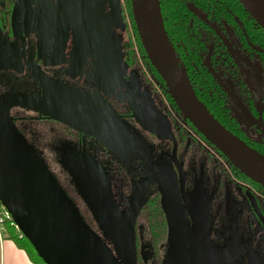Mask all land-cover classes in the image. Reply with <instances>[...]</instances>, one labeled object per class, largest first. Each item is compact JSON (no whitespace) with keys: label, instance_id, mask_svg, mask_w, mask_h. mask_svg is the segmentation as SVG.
<instances>
[{"label":"rangeland","instance_id":"374dc122","mask_svg":"<svg viewBox=\"0 0 264 264\" xmlns=\"http://www.w3.org/2000/svg\"><path fill=\"white\" fill-rule=\"evenodd\" d=\"M40 1L43 7H30L38 14L36 19L33 18L31 33L22 30L18 3L13 8L11 37H4L5 44L0 45V71L9 74L7 83L0 80V102H6L7 113L13 119L15 129L35 150L48 172L72 200L85 224L109 248L113 256L120 261L121 248L114 237L104 233L82 201L68 175L65 163L68 156L75 159L81 168L95 165L99 169L110 204L133 228L132 242L127 243L123 249L127 264H161L165 257L164 247L152 244L146 214L137 213L144 199L155 191V186L162 197L171 194L174 172L167 139L152 132L134 117L123 120L116 118V127L111 129L97 130L87 123L83 124L84 132L94 134L91 138L76 136L61 122L38 117L64 118L69 114V106L75 102L96 99L92 93L98 94V101L107 105L115 114L121 110L117 101L122 100L124 89L129 109L135 116L138 107L135 106L136 102L130 101L127 92L130 88L133 94L136 89V93L146 97L149 94L164 109L174 124V130L175 126L181 129L179 135L183 137L186 146L184 151L181 149L180 156L186 168L197 170L209 157L217 160L223 168L225 166L165 103L157 82L137 53L129 19L124 13L123 0H118L117 21H109L111 30L107 33V42L112 52L106 54V73H98L92 64L94 60L91 62L88 56H79L77 53L76 38L72 34V16L59 6H50L47 2L50 0ZM71 3L68 2L72 8ZM84 26L91 33L95 28L94 23H84ZM224 28L231 40L229 29ZM70 51L74 53L71 55V67L70 54H65ZM240 55L243 58L242 68L236 66L237 71H233L235 76L226 73L222 80L237 93L238 82H242L245 90L251 94L255 110H258L262 99L263 74L254 53L252 57L242 52ZM237 56L240 57L238 53ZM17 80H20L23 89L20 92V88L15 85V95L8 85L18 83ZM228 109L246 135L259 138L258 132L250 128L248 122L241 120L229 104Z\"/></svg>","mask_w":264,"mask_h":264},{"label":"water","instance_id":"95a60500","mask_svg":"<svg viewBox=\"0 0 264 264\" xmlns=\"http://www.w3.org/2000/svg\"><path fill=\"white\" fill-rule=\"evenodd\" d=\"M38 1L17 0L19 13ZM238 2L264 33V0ZM128 3L134 30L146 61L160 78L178 114L230 166L264 190V157L220 125L196 98L169 44L159 1L128 0ZM207 67L241 117L256 124L264 138L260 122L264 101L257 112V118L252 119L235 93L226 88L209 65ZM130 90L127 94L131 101ZM92 94L96 99L75 102L69 106V114L64 118L39 117L61 122L63 126L79 131H84L82 125L85 123L97 130L115 128V114L107 105L98 101V94ZM147 96L148 103H143L140 109V120L152 132L171 142L170 156L182 191L183 175L175 156L176 141L168 121L155 109L149 94ZM65 163L68 175L90 214L105 234L116 239L121 248L120 261L85 224L72 200L48 172L35 150L15 129L7 113L6 102H0V203L7 209L36 256L43 264H127L123 249L127 243L132 242L133 228L110 204L99 169L95 165L81 168L71 156L65 159ZM260 221L264 226L262 217ZM180 240L178 229L170 224L169 256L172 264H181L178 257L181 253Z\"/></svg>","mask_w":264,"mask_h":264},{"label":"flooded vegetation","instance_id":"af4514ba","mask_svg":"<svg viewBox=\"0 0 264 264\" xmlns=\"http://www.w3.org/2000/svg\"><path fill=\"white\" fill-rule=\"evenodd\" d=\"M47 2L49 4L54 3L53 6H59L71 16L75 14L73 8L67 7L68 2H72V7H74V0H50ZM30 6L32 4L28 5L27 8ZM224 27L222 33L216 31L215 34L221 45L229 53L233 64H226L220 60L215 70L211 67L208 60H205L207 70V66L209 65L222 82L223 75L225 76L228 73L231 76H235L233 71H237L236 66H238V69L242 68L243 58L240 52L250 57H252L253 53H248L244 49H240L232 31L227 27L231 33V40H229ZM237 53L241 58L237 56ZM235 80L233 82L234 84ZM226 88L235 93L239 101L249 112L250 117L255 120L257 118V112L264 101L263 95L258 110H255L253 100L250 98L251 94L245 90L242 82H238L239 93L234 88H228L227 86ZM125 93L126 89L123 90L124 95L122 96V100L120 101L119 99L117 101L120 104L121 110L120 112H115L116 118L123 120L124 118L133 119L136 116L137 120L142 122L140 120V109L143 103H148L146 96L136 93V89L131 95L132 102H136L135 104L137 105L135 106L138 107V112L134 116L129 109V103ZM225 98L227 100V107L228 104L233 107L226 96ZM150 99L155 109L161 112L165 119H168L174 139L176 135L179 137L181 129L175 126L176 128L174 130L168 115L159 109V105L154 102L152 97ZM251 109L256 112L255 115L252 114ZM235 111L237 110L235 109ZM237 113L241 120L247 122L241 117L238 111ZM38 118L49 120L44 117ZM236 122L238 123L237 120ZM142 124L146 126L143 122ZM247 124H249L250 128L258 132L259 138L256 139L246 135L238 123L239 128L245 134L246 138L255 141L264 140L256 124L251 121ZM67 128L76 136L84 135L89 138L94 137L87 132ZM175 141L177 145L175 156L183 175L182 191L180 190L177 171L170 156L171 167L174 172L171 194L162 197L159 190H157L158 188L155 186V191L152 195L144 199L137 213L143 215L144 213L148 214L151 223L148 221L147 224H151L152 226L155 220L154 215H156V219H158L163 232L158 235V243L155 242V244L164 247V263L172 264L169 256V230L170 224H172L173 227L178 229V233L181 235L179 243L181 253L178 256L180 257L181 264H264V226L260 221V217L264 220V190L262 188H253L250 183L240 180L229 163L206 142L204 143L222 161L225 168L211 157L198 166L197 170L194 168H186L180 156L181 149H184L186 143H179L177 139ZM182 146L183 148H181ZM171 148V142L167 141V149L170 155ZM182 153L184 154L185 152Z\"/></svg>","mask_w":264,"mask_h":264},{"label":"trees","instance_id":"16d2710c","mask_svg":"<svg viewBox=\"0 0 264 264\" xmlns=\"http://www.w3.org/2000/svg\"><path fill=\"white\" fill-rule=\"evenodd\" d=\"M159 9L162 17L163 27L166 32L169 44L176 56L178 65L185 77L187 78L196 98L204 105L208 112L216 119L220 125H222L227 131L236 136L242 142H244L251 149L258 152L264 157V140L255 141L246 138L245 134L239 128L238 123L229 112L227 107V100L217 83L210 76L205 60H208L211 67L216 70V66L220 60L224 63H231V57L225 48L219 42L215 32L222 33L223 27H228L234 38L237 41V45L240 49H244L246 52H253L256 54V60L263 73L262 78V95L264 99V33L253 22L248 14L243 10L238 0H158ZM17 0H1L0 6V45L3 43L4 37H11V14ZM124 13L129 19L130 31L134 37V43L136 45L137 53L141 55L142 61L147 65L150 73L157 82L159 90L162 91V98L169 108L181 118L176 111L172 101L168 97L163 84L157 74L150 67L146 58L142 52L139 41L137 39L134 25L130 15V8L128 0H123ZM7 43V42H6ZM211 43L210 48L208 44ZM9 74L0 71V80L3 83H7ZM18 83L8 85L10 91H14L15 88H20L22 92V86L20 80ZM16 85V87H15ZM159 109L165 113L164 109L159 106ZM253 115L255 111L251 109ZM161 113V112H160ZM161 115H163L161 113ZM182 119V118H181ZM12 122L13 119L11 118ZM168 121V119L166 118ZM52 121V120H51ZM200 140L204 141L188 124L182 119ZM169 123V121H168ZM172 123V122H171ZM261 124L264 128V109L261 114ZM172 123V128H173ZM171 128V125L169 123ZM176 128V127H175ZM180 129V128H179ZM175 139L183 144V137L176 135ZM205 142V141H204ZM221 156V155H220ZM222 157V156H221ZM223 158V157H222ZM238 175L240 180L248 182L253 188H260L247 178L243 177L237 170L230 166ZM66 194V193H65ZM67 195V194H66ZM146 218L149 219L148 214ZM154 224H147V229L152 239V244L158 243V235L162 234L163 229L160 226L156 215H154ZM147 219V223H151L150 219ZM7 237L12 239L15 244L24 249L27 255L31 258L33 264H43L41 260L36 256L33 249L30 247L24 237H19L13 230L6 228ZM161 264H166L164 261Z\"/></svg>","mask_w":264,"mask_h":264},{"label":"crops","instance_id":"0c3cea01","mask_svg":"<svg viewBox=\"0 0 264 264\" xmlns=\"http://www.w3.org/2000/svg\"><path fill=\"white\" fill-rule=\"evenodd\" d=\"M39 3L40 1L32 4V6L43 7ZM53 4L50 3V6ZM117 4L118 0H74L75 6L72 7L75 13L71 20L72 29H74L72 34L76 38L77 53L79 56H88L91 62L94 60L92 64L95 65V70L98 73H106L108 70L106 54L112 51L108 46L109 37L107 33L109 29L111 30L109 21L117 19ZM30 7L26 8L21 15L22 30H27L29 33H31L34 19L38 16L37 12ZM67 7L71 6L68 4ZM84 23H94L95 28H93L92 33L85 29ZM114 34L117 36V33ZM65 54H70L69 66L71 67V55L74 53L70 51ZM0 264H33L24 249L7 237L6 230L0 232Z\"/></svg>","mask_w":264,"mask_h":264},{"label":"built area","instance_id":"2783aa9c","mask_svg":"<svg viewBox=\"0 0 264 264\" xmlns=\"http://www.w3.org/2000/svg\"><path fill=\"white\" fill-rule=\"evenodd\" d=\"M13 230L19 237H22V234L19 232L17 226L13 223L7 209L2 203H0V232H4L6 228Z\"/></svg>","mask_w":264,"mask_h":264}]
</instances>
